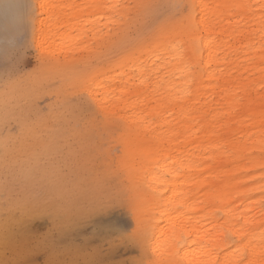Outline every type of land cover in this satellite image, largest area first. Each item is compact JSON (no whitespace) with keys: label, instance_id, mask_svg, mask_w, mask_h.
Here are the masks:
<instances>
[{"label":"rangeland","instance_id":"rangeland-1","mask_svg":"<svg viewBox=\"0 0 264 264\" xmlns=\"http://www.w3.org/2000/svg\"><path fill=\"white\" fill-rule=\"evenodd\" d=\"M263 16L0 0V264H264Z\"/></svg>","mask_w":264,"mask_h":264},{"label":"bare ground","instance_id":"bare-ground-1","mask_svg":"<svg viewBox=\"0 0 264 264\" xmlns=\"http://www.w3.org/2000/svg\"><path fill=\"white\" fill-rule=\"evenodd\" d=\"M44 5L40 2V5H39V13H42L43 11H44ZM202 14H204V13H202ZM215 14H216V12H215ZM207 17H211V16H207ZM264 17V16H263ZM200 20H201V23L204 25V27L207 29V30H209V28H210V24H211V19H208V18H206V17H204L203 15L200 17ZM47 23V24H46ZM50 25H52L51 24V22L49 23L48 22V20L46 21L45 19H39L38 21H37V23H36V26H37V29H38V31H39V35H42V37L43 36H47L48 35V27H50ZM43 26H45V29L43 30L42 28H43ZM264 30V29H263ZM262 35H264V31H262ZM212 42H213V40H211V39H206L205 40V46H207V48H209L210 46H211V44H212ZM250 47H248L247 49H249ZM261 49V46H259V47H257L256 49H255V52L256 53H258V51ZM219 53H220V50L217 48V49H214V50H212V51H210L208 54H207V59H206V61H205V63H206V65H208L209 63L211 64L212 62H214L215 60H218V58H219ZM264 56V54H263V52L261 53V54H259V58H261V57H263ZM223 58V56L221 57V59ZM229 102H231V97H230V101ZM231 103H233V104H235V105H238L239 104V102L238 101H235V100H232V102ZM193 230V229H192ZM197 232V231H196ZM235 234L236 235H241V233H238V231H236L235 232ZM206 235H201V234H198L197 233V237H199V238H204ZM259 251H257V253H258ZM260 253L262 254L263 253V250L261 251V252H259V255H260Z\"/></svg>","mask_w":264,"mask_h":264},{"label":"snow or ice","instance_id":"snow-or-ice-1","mask_svg":"<svg viewBox=\"0 0 264 264\" xmlns=\"http://www.w3.org/2000/svg\"><path fill=\"white\" fill-rule=\"evenodd\" d=\"M48 7L51 9L52 7H59V6H48ZM114 7L119 8L121 6L120 5H115ZM89 23H91V22H89ZM77 39L80 40L81 43L84 42L83 39H81L80 37H78ZM63 43L64 42H62V45H63ZM67 47H68V50L71 51V50H73L75 48V45L74 44L73 45H68ZM87 47H88V45H85V48H87ZM63 50H64V47L61 46L60 51H63ZM75 50H79V49L76 48ZM46 51H47V49H46ZM49 55L52 56V57H55L56 54H55V52H49ZM261 170L264 171V165L261 166ZM239 252H240V250H238V254H239ZM230 264H231V262H230ZM239 264H243V261H240Z\"/></svg>","mask_w":264,"mask_h":264}]
</instances>
